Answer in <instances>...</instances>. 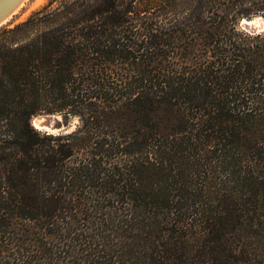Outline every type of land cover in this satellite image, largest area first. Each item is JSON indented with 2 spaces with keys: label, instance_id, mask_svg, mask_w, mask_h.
<instances>
[{
  "label": "trees",
  "instance_id": "16d2710c",
  "mask_svg": "<svg viewBox=\"0 0 264 264\" xmlns=\"http://www.w3.org/2000/svg\"><path fill=\"white\" fill-rule=\"evenodd\" d=\"M246 1L167 0V31H133L127 0L0 29V264H264V34L238 31ZM40 114L82 127L40 134Z\"/></svg>",
  "mask_w": 264,
  "mask_h": 264
},
{
  "label": "rangeland",
  "instance_id": "374dc122",
  "mask_svg": "<svg viewBox=\"0 0 264 264\" xmlns=\"http://www.w3.org/2000/svg\"><path fill=\"white\" fill-rule=\"evenodd\" d=\"M132 2L131 6H135L136 12L133 21V26L135 29L133 31H146L144 28L145 23L154 25H162L163 30L167 31L170 26V22L173 21L172 17L175 15L172 12H167L169 10V4L166 3L167 0H127ZM99 0H25L21 8L16 12L14 17L2 28H14L22 23L28 24L29 27L36 26L37 29L42 27L54 28L56 26L62 25V22H67V16L70 17L73 11H81L85 9H90L98 5ZM264 3V2H263ZM261 0H249L246 1L243 10L247 11L245 17L241 18L239 22V28H248L249 24H242L244 20L251 21L253 17L264 15V7ZM129 5V4H128ZM126 7V4H123ZM0 28V29H2ZM253 31L255 29H252ZM24 36V33H16V37ZM33 36V34L31 35ZM25 37V36H24ZM143 38V37H141ZM120 70L122 72L133 73L136 71L134 67L129 65H121ZM124 70V71H123ZM46 116L45 114H40L35 116ZM51 126L49 129L53 131H58L60 129H67L73 118H64L62 115H50ZM59 117V119H57Z\"/></svg>",
  "mask_w": 264,
  "mask_h": 264
},
{
  "label": "clouds",
  "instance_id": "9594fccd",
  "mask_svg": "<svg viewBox=\"0 0 264 264\" xmlns=\"http://www.w3.org/2000/svg\"><path fill=\"white\" fill-rule=\"evenodd\" d=\"M241 23L249 24V27L244 28V29H238V31L243 30L245 35L250 38H255L258 35L264 34V15L253 17V19L250 22L247 20H244ZM252 29H255V30L253 31ZM57 119H59V117H57ZM40 123L41 121H38L35 117L30 119L29 121L30 127L34 131L40 134H47V135H53V136L61 135V134L68 135L72 132H75L78 127H82V122L79 117L73 118L71 125L66 130L62 128L58 131H53L49 128L40 127Z\"/></svg>",
  "mask_w": 264,
  "mask_h": 264
},
{
  "label": "water",
  "instance_id": "95a60500",
  "mask_svg": "<svg viewBox=\"0 0 264 264\" xmlns=\"http://www.w3.org/2000/svg\"><path fill=\"white\" fill-rule=\"evenodd\" d=\"M25 0H0V28L5 26L16 14V12L24 4ZM41 126L49 128L51 126L50 119L52 116H39Z\"/></svg>",
  "mask_w": 264,
  "mask_h": 264
},
{
  "label": "bare ground",
  "instance_id": "6f19581e",
  "mask_svg": "<svg viewBox=\"0 0 264 264\" xmlns=\"http://www.w3.org/2000/svg\"><path fill=\"white\" fill-rule=\"evenodd\" d=\"M36 119L38 120V121H40L41 119L39 118V116L38 117H36ZM40 127H42L43 128V126H41V124H40Z\"/></svg>",
  "mask_w": 264,
  "mask_h": 264
}]
</instances>
